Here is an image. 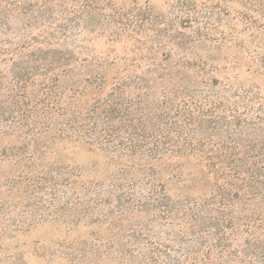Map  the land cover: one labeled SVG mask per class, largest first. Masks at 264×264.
Segmentation results:
<instances>
[{
    "label": "trees",
    "instance_id": "16d2710c",
    "mask_svg": "<svg viewBox=\"0 0 264 264\" xmlns=\"http://www.w3.org/2000/svg\"><path fill=\"white\" fill-rule=\"evenodd\" d=\"M243 1L256 3L255 22H244L256 34L226 67L178 63L169 51L156 63V49L118 20L106 43L130 34L133 58L81 59V35L96 33L104 11L98 0H0V163H10L0 188L76 217L72 227L93 214L109 229L128 222L120 253L142 264L264 256V92L252 81L264 78V0ZM156 33L159 47L183 49L207 32ZM10 209L0 198V215Z\"/></svg>",
    "mask_w": 264,
    "mask_h": 264
},
{
    "label": "rangeland",
    "instance_id": "374dc122",
    "mask_svg": "<svg viewBox=\"0 0 264 264\" xmlns=\"http://www.w3.org/2000/svg\"><path fill=\"white\" fill-rule=\"evenodd\" d=\"M229 1L234 5L229 6L228 0H149L148 6L144 0H98L97 3L104 11L97 20L99 23L93 26L92 30L96 33L91 35L84 29L78 55L81 59L90 60L109 53L110 59L117 55L120 58L117 60L129 62L134 51L131 53V41L125 37L128 33L125 32L121 41L113 47L106 43L109 32L118 26L115 24L118 20L130 25L125 27L126 30H138L134 39L143 43L142 46H153L156 49V63L160 62L162 53L169 51L178 63H181L178 59L182 58V63L197 66L199 60L204 59L208 66L219 64L230 67L237 56L236 51L240 49L239 45L252 48L255 27L254 24L250 26L244 22H255L256 3L251 2L247 10H244L243 0ZM186 20L192 21V25L185 23ZM166 26L174 30L175 34L183 33L187 37L200 29L201 32H207L206 40L187 44L183 49L159 47L154 40L157 37L156 31ZM96 34L101 36L95 38ZM224 35L232 37L231 43L217 46L214 40ZM180 70H183L181 76L185 80L194 79L195 73L190 69ZM207 76L222 78L214 72ZM252 81L260 85L264 92L263 77H252ZM9 172L10 163L1 162L0 178ZM167 193L177 198L175 182L167 185ZM0 198L7 200L11 208L8 215H0V264H142L138 254L134 253L136 258L129 259L120 253L122 248L119 245L123 243L120 238L130 228L126 221L117 222L116 228L111 230L108 222H104L105 218L93 214L91 218L82 219L80 226L72 227L67 222L71 219L75 225L78 222L76 217L69 219L67 215L56 214L46 204L42 210L36 211L33 205L36 198L33 196L7 194L4 187H1ZM65 220L67 224L63 223ZM157 228L154 229L156 232L170 231L166 226ZM164 244L168 245L166 242ZM230 259L235 261L233 264H264V256L260 254L256 257L238 254L237 258L231 256Z\"/></svg>",
    "mask_w": 264,
    "mask_h": 264
}]
</instances>
